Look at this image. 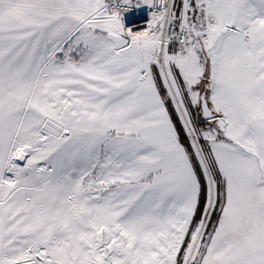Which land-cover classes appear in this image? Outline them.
I'll list each match as a JSON object with an SVG mask.
<instances>
[{"label":"snow or ice","instance_id":"snow-or-ice-1","mask_svg":"<svg viewBox=\"0 0 264 264\" xmlns=\"http://www.w3.org/2000/svg\"><path fill=\"white\" fill-rule=\"evenodd\" d=\"M0 264H264V0H0Z\"/></svg>","mask_w":264,"mask_h":264}]
</instances>
